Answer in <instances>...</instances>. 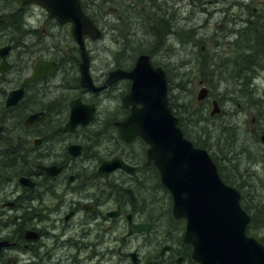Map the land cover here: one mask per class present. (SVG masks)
<instances>
[{
    "label": "flooded vegetation",
    "instance_id": "flooded-vegetation-1",
    "mask_svg": "<svg viewBox=\"0 0 264 264\" xmlns=\"http://www.w3.org/2000/svg\"><path fill=\"white\" fill-rule=\"evenodd\" d=\"M20 2L23 7L41 6L25 3L24 0ZM81 2L86 13L92 18L88 9L89 0ZM140 5L144 6L141 0ZM0 6L4 8L0 15V23L3 24L5 7ZM106 8L109 12H118V7L112 0L108 1ZM51 18L55 28H68L71 39H75L71 21L60 22L54 17ZM93 21L101 33L102 30L106 33L107 30L118 29L117 35L111 36L114 40L124 35V30L115 21ZM165 22L174 29L178 38L184 24L176 25L179 21L169 24V19ZM42 26L41 33H48L47 23ZM158 28L159 25L155 27V31ZM85 37L91 36L86 33ZM8 43L5 39L3 44ZM103 51L99 64L100 80L93 74L92 64L89 71L95 86H101V105L104 102L115 104L103 110L104 116L99 109L101 105L91 98L96 95L95 89H90L81 82V66L78 81L83 91L66 97L64 108L61 110L62 115L66 116L64 121L59 120L56 114L57 105L52 100L33 109L28 106L29 96H35L42 88L43 82L56 80L60 73L57 60H47L56 61L55 71L47 70L34 80L27 81L35 72L36 65L32 64L25 72L26 76L20 85L11 83V56L8 57L5 67L0 68V118L3 116L7 120H0V264H46L47 251L50 253L48 259L54 263H58L60 258L66 260V264H102L101 254L97 255L96 249L104 250L107 238L113 243L111 251L118 260L115 264H145L144 260L154 259V254L167 256L176 264H196L192 261L193 247L184 239L186 219L174 216L173 201L169 192L167 191L171 208H164V213L145 209L147 198L153 190L154 164L149 161V145L139 135L131 141L125 140L118 124L128 116L132 108L131 104L126 106L124 102V96L130 92L132 80L130 77L118 76L115 71L131 70L141 54H147L150 60H156L155 54L159 52V46L151 36L140 37L139 47L134 52L135 60L124 66L117 62L110 63L111 56L116 55L114 48L104 47ZM2 63L0 56V66ZM163 64L166 65L162 68L167 73L169 92L171 84L169 69L167 70L168 62ZM17 89L20 90L21 96H11V92ZM112 94L119 96L114 98L110 96ZM102 95H106V99H103ZM171 95L169 94V97H172ZM76 99H80L81 103L94 104L95 110L93 118L87 123L79 122L70 128L73 102ZM10 100L16 103L9 105ZM41 110H45V113ZM35 113L37 115L33 118ZM107 116L111 117V121ZM102 120H106L110 128V137L97 149L96 155L88 156L85 154V139L91 137L90 131ZM60 129L64 132L59 131ZM58 138L62 141L59 142ZM18 150L21 151L17 153ZM60 156H67V159H61ZM116 156L132 166L141 168L135 173L127 172L121 167L111 171L101 169L104 162ZM85 167L93 173V198L83 196V188L88 192L86 188L89 186ZM141 191L146 196L145 201ZM160 218L166 219L168 224L173 225L179 232L176 239L158 241L162 245L153 250V228ZM131 224H136V227L142 225L141 229L136 230L140 233H128ZM134 227L132 226V229ZM119 228L126 229L127 233L124 236L118 234ZM53 234L61 235L66 242H71L67 243L68 246L77 242L78 250L70 254L65 251L59 256L57 249L63 247ZM139 239L140 244L136 242ZM151 244L154 253L152 250L145 253L144 248Z\"/></svg>",
    "mask_w": 264,
    "mask_h": 264
},
{
    "label": "bare ground",
    "instance_id": "bare-ground-1",
    "mask_svg": "<svg viewBox=\"0 0 264 264\" xmlns=\"http://www.w3.org/2000/svg\"><path fill=\"white\" fill-rule=\"evenodd\" d=\"M108 1L109 0H89L88 9L90 15L93 19L99 20L100 22L115 21L119 24L120 28L124 30V35L114 40L111 38V36L114 34L117 35L118 29L107 30L106 33L103 30L101 33V30H99V35L96 38H86L84 36L83 44H79L77 40L71 39L68 28H55L54 21L49 15L45 16L44 22L51 26L50 30L47 34H42L40 32V25L34 23L32 19L34 16L33 7L35 6L27 5L23 7L20 0H2L0 2V5H3L5 7V12L3 14V16L5 17V21L3 24L0 23V37L5 38L9 42L8 44H3L5 40L1 38L0 48L6 46H9V48H7L5 58L2 57L1 53L0 56L2 57L3 61L6 62H8V57L11 56L13 65L11 83L14 85H20L23 78L26 76L25 72H27L32 64L36 65L40 61H47L48 58L57 60L59 64L60 73L58 76H56V80H46L42 83V88L35 96L33 94L29 96L28 106L30 109L45 105L52 100V102L57 105L56 114L59 117V120L64 121L66 116L62 115L61 110L64 108L66 97L76 95V93L83 91L78 81L79 67L86 59H88L89 68L91 63L92 67L94 66L93 63L95 61H99L100 64V56H103L104 47L111 46L112 48H114V51L116 50V55L111 56L110 63L117 62L121 66H124L128 63L131 64L135 60L134 52L139 47L138 35L140 32L150 34L155 43L159 46V51L162 50L164 53L165 50L166 56H169L172 53L171 50L177 47L175 45V43L178 41L176 33L167 23H164L163 20H161L158 30L155 32H153V30H155V27L159 23V20L155 19L154 16L165 13V9L168 10L171 8L172 13H174V11H178L179 0H164L161 2L163 3L162 6L157 3L160 2L158 0H144V6L140 5V0H112L113 4L118 7L117 13H112L107 10L106 5ZM208 1H205L203 4L194 2L193 10L198 12V15H206V13H208V18L212 17L215 22H232V20L229 18V6L227 7L230 0H215L214 2L219 3V6L217 7L212 4V1ZM233 2L234 3L231 6V11L235 10L237 12V2L235 3V0H233ZM234 7L236 8L234 9ZM215 13L216 15L214 16ZM246 13L249 15L248 11ZM153 18L155 20L152 22ZM183 23L186 30H198L196 26H186L184 20ZM251 23L254 24L252 28H248L246 25H243L242 27H240V29L236 25H234L232 28V38L229 40L234 41L238 33L239 37L243 38L242 41H235L237 42V53L230 55L231 57L229 58L232 59V62L230 61L231 59H223L222 55L218 53H216V55H214L213 59H210V61H212V63L214 64L219 65L220 67H223L224 69H227L230 63L231 66L233 65L235 67L232 70V74L225 76L224 79L223 76L216 74L218 80H222L224 85L223 88L231 94L230 97H232V100L233 98H235V96L237 97V99L235 98L233 100L236 103L238 101V95L240 97L242 96L241 94L244 93V101L247 105H249V108L251 105V109L259 113L261 124L255 125L252 129H243L242 125L238 124L231 117H224L222 119V122L218 124V128L216 130L210 128V132L208 128H201L195 132H192L185 122L190 117L189 114H184L188 111L186 110V106L179 104L176 107V112L178 113V123L181 122L182 126L188 131L190 135H192L194 139L204 141V144L207 147L198 146L191 140L194 146L204 148L206 150L208 148L211 149L212 155L215 156L222 165L223 175L237 184L235 188L239 191L240 198L242 196H246V194L248 196V194L254 193L252 198L250 196L249 198H245V200L252 213H254V215L259 219H264V204L262 208H260V204L257 203L258 199L264 200V193L263 196H260V194L256 193V189L258 186V182L255 179L256 177H254L253 174L251 175L249 174V172H246V170H249V166L252 163L258 162L259 165L264 166V148L261 146V144L264 146V141L262 139V136L264 135V105L262 103V99L259 98L260 92L258 91L259 89H261L264 79V17L261 19V21L257 22L251 20ZM180 25L182 26V24ZM162 34H165L164 38L166 41L171 40V44H169L168 47H166L165 45L166 41L163 42L161 40ZM253 34L254 36H252ZM260 35L261 37H259ZM219 38L224 39L225 37L224 35H221L219 36ZM219 38H211L212 43H215V45H217V41ZM185 44L186 42L182 43L181 47ZM217 56L219 57L216 58ZM237 56H239L238 60H236ZM150 61L155 67L166 66L157 59L154 61ZM52 62L56 63V61ZM95 70H100L101 73L99 65ZM97 79L98 81L100 80V74L97 76ZM229 83L231 85H229ZM177 86V88L181 87V85L179 84ZM95 87L96 88L94 91L96 92V95H93V97L91 98L97 100L99 105H101V95H99L101 86ZM119 94H112L110 96L117 98ZM221 94L227 98L225 91L221 92ZM102 98L106 99V95H102ZM178 98L179 97L173 93L172 97H169L170 106V102H172L173 106L175 107L174 103ZM213 101L219 102L216 97L213 98ZM14 103H16V101L10 100L9 105H13ZM44 111L45 110H41V112ZM201 111L204 112V106ZM36 115L37 113L33 114V118H35ZM107 119L111 121L110 116H107ZM208 119V116L205 114H203V117H199V120L203 121L207 125L209 123ZM0 120L7 122V120L3 116H1ZM59 131L64 132L62 129H60ZM212 132H221L223 138L220 137V139L223 142V151L215 148V145L219 144L218 142L213 141L214 136ZM246 133H248L250 137H240L241 134L244 135ZM90 134L91 137L85 139L87 145L85 154L88 156H92L94 154L96 155V152L98 151L97 149H100L102 145L109 139L110 128L107 125L106 120L98 122L92 128ZM226 137H228V141H226ZM58 141L61 142L62 139L58 138ZM254 143H257V145L262 148L261 150L258 149L262 157L257 155H255L257 157H253L254 154H252L251 151ZM20 151L21 150H18L17 153H19ZM24 151H26V148ZM221 153H223L224 157H229L227 163H221ZM143 157L145 159V156ZM59 158L67 159V156H60ZM84 169L88 173L87 184L89 186H87L86 188V191L88 192H85V187L83 188V196L86 198H93L95 197L91 191V188L94 187L91 186V178L93 173L91 169H86V167ZM152 177L153 181L154 179L156 180V184L158 181V184L161 185L154 170L152 172ZM162 186H160L161 188L157 185L152 186V192L154 193V195L151 193L150 197L147 198L148 203L145 205V209H148L155 213H164L163 198L166 195V199L169 201V195L167 194L164 186ZM155 187L158 190L154 189ZM143 193L144 192L141 191V194L145 201L146 196L143 195ZM159 197H161L160 204L158 203ZM158 204L159 206L156 207V205ZM166 209H168V207ZM257 211L258 213H256ZM263 222L264 220L259 224H262ZM133 232L139 231L129 230L128 233ZM178 232V229H175L173 225L168 224V221H166V219L160 218L159 220H157L154 225L152 234L153 250H155L156 247L158 249L162 245L158 241H161L163 239H176ZM126 233V229H118V234L124 236ZM53 236L57 238L56 240L63 247L57 249L59 256L62 255L65 251L70 254L71 252L78 250L77 246L79 245L77 242H74L71 246H68L67 243L71 242H66L67 240H65L63 236L55 234H53ZM107 239L103 247L104 250L98 248L96 249V254H101V261L103 262L102 264H115L118 260L111 251L113 243H111L110 240ZM136 242L140 244L141 240L139 239ZM151 247L152 244L146 246L144 248L145 253H148V251L152 250ZM153 250L152 252L154 253ZM46 253V264H66V260L60 258L57 261L58 263L52 262L50 259H48V255H50L49 251L45 252V254ZM153 257L154 259L152 260L150 259L147 261V259H145L144 263L176 264L171 258L167 256L154 254Z\"/></svg>",
    "mask_w": 264,
    "mask_h": 264
},
{
    "label": "water",
    "instance_id": "water-1",
    "mask_svg": "<svg viewBox=\"0 0 264 264\" xmlns=\"http://www.w3.org/2000/svg\"><path fill=\"white\" fill-rule=\"evenodd\" d=\"M25 3H38L44 6L49 15L60 22L71 21L72 32L80 44L84 34L93 38L99 29L85 14L79 0H24ZM9 46L0 48L5 58ZM7 64L3 61L0 68ZM56 63L40 61L35 72L27 81L43 75L45 71H55ZM84 86L95 89L88 59L81 64ZM118 76L132 79L131 91L124 96L125 105H132L130 114L118 122L122 137L131 141L140 135L150 144L147 153L149 161L160 172L162 184L173 197V214L187 219L184 239L193 245V257L200 264H264V245L247 234L249 214L240 203L239 191L225 183L209 152L194 146L185 137L173 113L168 99L167 76L162 67L152 65L148 55H141L130 71H115ZM208 89L200 90L199 98ZM20 95V90L11 92ZM212 114L219 112L218 102L214 101ZM140 104V106H137ZM94 104L73 102L69 127L77 123H87L93 118ZM264 141V135L262 136ZM121 167L135 173L141 167L126 163L121 157L104 162L101 169L111 171ZM132 226H135L132 229ZM142 228L131 224V231Z\"/></svg>",
    "mask_w": 264,
    "mask_h": 264
},
{
    "label": "rangeland",
    "instance_id": "rangeland-1",
    "mask_svg": "<svg viewBox=\"0 0 264 264\" xmlns=\"http://www.w3.org/2000/svg\"><path fill=\"white\" fill-rule=\"evenodd\" d=\"M1 1L2 0H0V2ZM158 1L160 2L157 3L162 6L163 3L161 2L164 0H158ZM205 1L208 0H179L178 11H174V13H172L171 8L168 10L165 9V13L159 14L160 16L159 15L154 16L155 19L159 20L158 25L160 24L161 19L163 20L164 23H166L165 21L169 19V24L179 21V23H176V25H180V24L183 25L184 24L183 20H184L186 26H196L198 29L195 31H190V30L187 31L185 26H183L182 27L183 31L181 30L179 32L178 41L175 43L177 47L171 50L172 53L169 56L165 55V50L164 53L162 50H160L155 54L157 56L156 59L162 63L168 62L167 70L169 69L170 84L172 85L171 89L169 90V94L174 93L179 97L174 103L175 107H177L179 104L186 106V110L188 111L185 112L184 114L185 115L189 114L190 117L185 122L187 123V126H189V129L192 132L193 131L195 132L201 128H208L210 132H211L210 128L216 130L218 128V124L222 122V119L224 117L226 118L231 117L238 124H241L243 129L245 128L252 129L254 128L255 125L261 124L259 113L257 111H253L251 109V105L249 108V105H247L246 102L244 101L245 99V96H243L244 93H242L241 94L242 96L240 97L238 95L237 103L233 101L235 98L237 99V97L235 96V98H233L232 100V97H230L231 94L226 89L223 88L224 85L222 80L219 81L216 75L219 74L223 76L224 79L225 76L232 74V70L235 67L233 65L231 66L230 63V65H228V68L224 69L223 67H220L219 65L212 63L210 59H213L216 53L221 54L223 59L226 58L231 59L229 58L231 57L230 55L237 53V48H236L237 42L235 41H242L243 38L239 37V33H238L234 41L229 40L232 38L233 26L236 25L239 27V29L243 25H246L248 28H252L254 24L250 23L251 20L256 22L261 21V19L264 17V0H235V3L237 2L236 3L238 10L237 12L235 10L231 11V6L234 2L233 0H230L229 1L230 3L228 2L227 7L229 6V13H230L229 18L232 20V22L229 21L215 22L212 17L208 18L209 17L208 13H206V15L205 14L198 15V12L193 10L194 2L198 4H203ZM210 1H212V4L214 6L216 7L219 6V3L214 2L215 0H209L208 2ZM141 3L144 4L142 0ZM235 8L236 7H234V9ZM3 9L4 8L0 6V15L2 14ZM33 11H34V16L32 19L34 23L40 25V32H42L43 31L42 25L45 23L44 19L45 16L48 15V12L42 6L33 7ZM247 11L249 12V15L246 13ZM215 15L216 13L214 14V16ZM154 18L152 22L155 20ZM46 27L49 32L51 26L47 24ZM218 28L220 31L218 30ZM217 34L219 36L224 35L225 38L224 39L219 38ZM164 36L165 34L161 35V40L163 42L166 41ZM252 36H254V34ZM140 37L141 38L150 37V34L140 32L138 38ZM216 37L219 38L217 41L218 42L217 45H215V43L213 44L211 40V38H216ZM1 38L2 37H0V40ZM2 39L5 40V38ZM184 42H186V44L181 47L182 43ZM169 44H171V40L166 41L165 44L166 47H168ZM218 57L219 56H217L216 58ZM230 61L232 62V59ZM93 64H94L93 74L95 76H98L100 74V70L96 71L95 69L98 68L99 61H95ZM178 84L181 85L180 88H177ZM229 85L231 84L229 83ZM203 87L208 88V91L203 97L199 98L200 90ZM223 91H225L227 98L221 94V92ZM258 91L260 92L259 98L262 99L263 101L262 103L264 105V79L261 89H259ZM214 97H216L219 101L218 104L219 112L211 115L213 109L212 101ZM113 106H115V104L110 105L109 103L106 104V102L102 103L101 107H99L101 111V115L104 116L103 110H107L109 107H113ZM203 106H204V112L201 111ZM203 114L207 115L209 118L208 125L205 124L203 121L199 120V117L200 116L203 117ZM212 133L214 136L213 141L214 142L216 141L219 144V145H215V148L223 151V142L220 139V137L223 138L221 132H212ZM217 134L219 135V137ZM240 137L246 138L250 136L248 133H246L244 135L241 134ZM225 139L226 141H228V137H226ZM261 146L264 148L262 144ZM258 149L261 150L262 148L258 146L257 143H254L251 151V153L254 154L253 157H257V156L262 157ZM207 150L209 151L210 155H212L211 149L208 148ZM228 160L229 157H224L223 153H221V163H227ZM246 172H249V174L251 175L253 174V176L256 177L255 179L258 182L256 193L260 194V196H263L264 166L259 165L258 162L252 163L249 166V170H246ZM152 183L154 186H156L155 181H153ZM151 193L154 195L153 192ZM164 197L166 198V195ZM160 202H161V197H159L158 203L160 204ZM257 203H259L260 208H262L264 204V200L258 199ZM159 204L156 205V207H158Z\"/></svg>",
    "mask_w": 264,
    "mask_h": 264
},
{
    "label": "trees",
    "instance_id": "trees-1",
    "mask_svg": "<svg viewBox=\"0 0 264 264\" xmlns=\"http://www.w3.org/2000/svg\"><path fill=\"white\" fill-rule=\"evenodd\" d=\"M250 23H251V22H250ZM187 31H189V30H187ZM190 31H193V30H190ZM259 37H261V35H260ZM238 59H239V56H237V59H236V60H238ZM173 102H174V101H173ZM170 103H171V107H172L173 112L178 116V113L176 112V107L173 106L172 102H170ZM179 125L181 126L184 135H185L188 139L192 140V141H193L196 145H198V146L207 147V146L204 144V141H201V140H199V139H194V138L192 137V135H190V134L188 133V131L182 126L181 122H179ZM212 157H213V159H214V160L216 161V163H217V166H218V169H219V173H220L222 179H223L227 184H230V185H233V186L236 187L237 184H236L234 181L228 179L227 177H225V176L223 175L222 165L220 164L219 160H218L215 156H212ZM153 170H154L155 173L157 174L158 179H159L160 184H161V185H159V184H158V181H157V184H156V185L160 187V186H162V183H161V180H160L159 172H158V170L156 169L155 166L153 167ZM154 181L156 182L155 179H154ZM162 187H163V186H162ZM160 188H161V187H160ZM164 188H165V187H164ZM154 189L158 190L156 187H155ZM165 189H166V188H165ZM166 192H167V189H166ZM250 196H251V198H252V197H253V194H248V196H247V194H246V196H242V197H241V203H242L244 209H245L246 211H248V213L251 215V221H250V223H249V225H248V227H247V232H248L249 234H251V235L256 236V237H257V238H258V239L264 244V222H263L262 224H259V223L262 222L264 219H259V218H258L257 216H255L254 213H252V211L250 210V208H249V206H248V204H247V202H246V200H245V198H249ZM163 199H164V208H165V209H166L167 207H168V208H171V200L168 201L165 197H164ZM256 213H258V211H257ZM257 215H258V214H257ZM260 218H261V217H260ZM263 218H264V217H263ZM192 261H193V260H192ZM193 262H195V261H193Z\"/></svg>",
    "mask_w": 264,
    "mask_h": 264
}]
</instances>
